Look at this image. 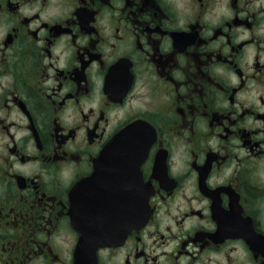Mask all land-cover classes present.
<instances>
[{
    "label": "flooded vegetation",
    "instance_id": "1",
    "mask_svg": "<svg viewBox=\"0 0 264 264\" xmlns=\"http://www.w3.org/2000/svg\"><path fill=\"white\" fill-rule=\"evenodd\" d=\"M0 264H264V0H0Z\"/></svg>",
    "mask_w": 264,
    "mask_h": 264
},
{
    "label": "water",
    "instance_id": "2",
    "mask_svg": "<svg viewBox=\"0 0 264 264\" xmlns=\"http://www.w3.org/2000/svg\"><path fill=\"white\" fill-rule=\"evenodd\" d=\"M134 130V126H131L126 132L127 133H131ZM121 139L120 136H117L112 142L111 145L109 146V149L107 150V152H105L103 155L100 156L99 160H98V166L99 168H103L104 165V158L105 157H118V152H120L121 146ZM126 148V147H125ZM109 154V155H108ZM112 155V156H111ZM87 190H88V181L85 180L83 182H81L79 184V186L77 187V194H78V198H80L84 204V206L86 207V201L88 200L89 196L87 194ZM104 195V194H103ZM102 195V199L106 200L107 197ZM148 198L146 196H143L141 198V212H142V222L144 224L145 220H147L148 218V212H147V206H148ZM104 203V202H103ZM85 213H87L86 208L84 209Z\"/></svg>",
    "mask_w": 264,
    "mask_h": 264
}]
</instances>
